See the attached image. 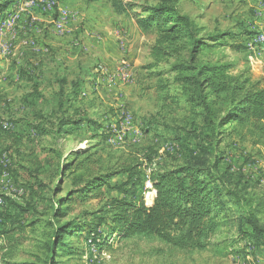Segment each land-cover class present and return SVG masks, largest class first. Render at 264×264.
Masks as SVG:
<instances>
[{
    "label": "rangeland",
    "instance_id": "obj_1",
    "mask_svg": "<svg viewBox=\"0 0 264 264\" xmlns=\"http://www.w3.org/2000/svg\"><path fill=\"white\" fill-rule=\"evenodd\" d=\"M122 1L136 7L133 15H118L111 0H39L36 6L13 0L0 13V127L23 136L19 146L6 141L0 152V264H264V249L243 226L242 209L228 196L221 198L224 225L203 251H181L157 240H115L111 248L103 243L106 225L99 227L103 215L98 212L108 210L107 201L133 196L151 206L156 192L145 166L164 171L190 158L177 139L183 136L181 129L191 126L184 98L170 63L151 67L157 33L142 30L134 16L160 0ZM179 5L209 31L235 34L229 39L233 46L209 60L222 59L235 65V75L248 69L254 80H264V0H179ZM63 78L84 82L70 114L79 109L97 126L56 141L39 128L57 116ZM194 121L196 127L202 124L200 118ZM59 147L61 157L55 154ZM87 148L105 165L138 161L143 186L124 189L127 193L119 189L127 176H118L103 188L104 200L74 203L68 217L56 218L55 224L78 217L94 224L97 234L79 239L75 231L63 238L65 245L51 259L42 223L53 219L58 199L71 189L69 178L60 185L69 151ZM228 150L233 186L264 224V146L233 143ZM6 198L28 211L7 207ZM16 220L39 223L35 232L27 229L8 242L1 233Z\"/></svg>",
    "mask_w": 264,
    "mask_h": 264
},
{
    "label": "trees",
    "instance_id": "obj_2",
    "mask_svg": "<svg viewBox=\"0 0 264 264\" xmlns=\"http://www.w3.org/2000/svg\"><path fill=\"white\" fill-rule=\"evenodd\" d=\"M12 2L1 0L0 13L7 10ZM111 3L118 15H133L136 9L122 0H111ZM140 11V14L134 15L139 27L157 33L151 47L154 60L151 67L170 63L169 71L174 74V83L193 119L189 121L190 127L180 130L183 136L177 138L190 158L186 164L164 171L156 170L151 164L145 166L149 174L147 179L156 192L151 206H146L144 200L136 202L133 196L107 201L108 210L98 212L103 215L99 227L102 223L106 225L103 243L111 248L115 240H132L134 243L157 240L181 251H203L224 225L226 217L223 216L225 208L220 207L224 204L221 198L228 196L236 207L242 209L243 226L252 232L257 246L264 249V224L250 200L234 188L230 176L233 166L227 161L230 155L228 149L233 143L264 146V80H254L248 69L235 75L233 63H225L222 59L209 60L214 52L233 46L229 39L233 41L235 34L209 31L208 27L201 26L196 19L182 12L179 0H160L156 6L141 8ZM60 85L57 116L39 128L56 141L74 135L81 128L88 130L97 126L86 119L79 109L75 108L70 114V108L80 100L84 82L69 83L63 78ZM66 87L71 89L67 95ZM65 98L69 105L64 102ZM196 118L202 120L198 127L194 121ZM192 137L194 142H190ZM6 141H14L19 146L23 136L0 127V152ZM63 153L61 147L55 152L60 157ZM69 153L61 170L63 179L60 185L69 178L71 189L67 196L58 199L53 219L51 217L42 223L47 238L44 248L51 259L65 245L63 238L75 231L79 239L97 234L96 227L92 226L94 224H86L78 217L55 224L56 218L68 217L74 203L104 200L103 188L118 176H127L120 190L129 188L132 191L138 185L143 186L140 177L144 174L138 161L105 165L92 157L91 148L71 150ZM5 201L11 209L21 208L15 200L6 198ZM10 212L6 214V219ZM2 216L0 214V218ZM38 223L36 220H16L12 228L1 235L11 242L18 233L24 234L27 229L35 232Z\"/></svg>",
    "mask_w": 264,
    "mask_h": 264
},
{
    "label": "bare ground",
    "instance_id": "obj_3",
    "mask_svg": "<svg viewBox=\"0 0 264 264\" xmlns=\"http://www.w3.org/2000/svg\"><path fill=\"white\" fill-rule=\"evenodd\" d=\"M25 1V0H24ZM28 1V0H27ZM39 0H29V2L27 3V5L29 6H33L35 5ZM36 6V5H35ZM264 36V35H263ZM2 199H0V203L3 204V201H1Z\"/></svg>",
    "mask_w": 264,
    "mask_h": 264
},
{
    "label": "built area",
    "instance_id": "obj_4",
    "mask_svg": "<svg viewBox=\"0 0 264 264\" xmlns=\"http://www.w3.org/2000/svg\"><path fill=\"white\" fill-rule=\"evenodd\" d=\"M264 41V39H261L260 42Z\"/></svg>",
    "mask_w": 264,
    "mask_h": 264
}]
</instances>
